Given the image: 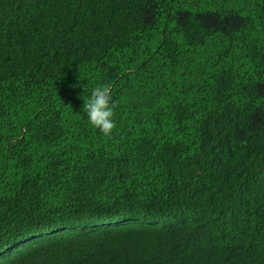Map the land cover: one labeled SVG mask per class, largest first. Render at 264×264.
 Instances as JSON below:
<instances>
[{
  "label": "trees",
  "instance_id": "16d2710c",
  "mask_svg": "<svg viewBox=\"0 0 264 264\" xmlns=\"http://www.w3.org/2000/svg\"><path fill=\"white\" fill-rule=\"evenodd\" d=\"M0 264H264V0H0Z\"/></svg>",
  "mask_w": 264,
  "mask_h": 264
},
{
  "label": "clouds",
  "instance_id": "9594fccd",
  "mask_svg": "<svg viewBox=\"0 0 264 264\" xmlns=\"http://www.w3.org/2000/svg\"><path fill=\"white\" fill-rule=\"evenodd\" d=\"M115 108L111 86L107 84L94 87L84 98L83 112L88 123L103 136H109L116 128Z\"/></svg>",
  "mask_w": 264,
  "mask_h": 264
}]
</instances>
